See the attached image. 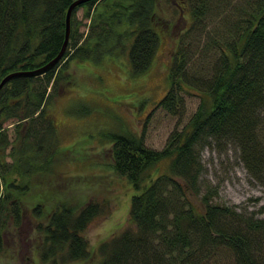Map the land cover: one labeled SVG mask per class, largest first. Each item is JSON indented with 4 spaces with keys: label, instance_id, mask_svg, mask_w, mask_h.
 Instances as JSON below:
<instances>
[{
    "label": "trees",
    "instance_id": "trees-1",
    "mask_svg": "<svg viewBox=\"0 0 264 264\" xmlns=\"http://www.w3.org/2000/svg\"><path fill=\"white\" fill-rule=\"evenodd\" d=\"M72 1L0 0V80L13 71L39 68L57 54ZM240 1L224 37L212 40L217 56L208 79L196 81L202 95L195 111L180 129L171 131L164 146L148 148L141 136L127 129L106 136L113 172L139 192L130 198L127 226L99 244L103 256L96 264H209L214 257L217 264L219 250L230 253L231 264H264V218L214 203L216 187L203 184L202 191L200 186V151L228 144L237 149L250 176L264 182V0ZM158 2L88 0L77 5L71 17L84 8L86 35L75 36L77 28L72 27L64 54L52 68L12 78L0 89V254L7 232L21 225L28 208L25 198L31 203L29 216L36 219L40 250H31L34 262L88 259L82 232L102 209L94 201L72 203L49 188L61 175L56 160L66 153L49 106L63 90L70 60L97 63L105 55L117 58L120 49L127 55L129 75L144 73L158 44ZM227 2L186 0V5L198 21L210 8ZM185 61L179 49L170 68L169 90L158 103L172 114L180 101ZM7 122L14 124L12 139ZM162 161L165 170L152 176ZM36 182L42 190L33 196ZM29 194L32 197L26 198Z\"/></svg>",
    "mask_w": 264,
    "mask_h": 264
},
{
    "label": "rangeland",
    "instance_id": "rangeland-1",
    "mask_svg": "<svg viewBox=\"0 0 264 264\" xmlns=\"http://www.w3.org/2000/svg\"><path fill=\"white\" fill-rule=\"evenodd\" d=\"M241 3L229 0L218 9L210 8L206 16L194 21L186 0H159L158 17L154 18L158 44L148 69L140 75H129L127 55L120 49H117V58L105 55L97 63H91V59L70 60L61 81L63 90L60 89L49 106L59 142L66 149L56 160L59 165L56 171L64 177L57 176L49 188L55 187L72 203L97 202L102 211L82 232L90 251L88 259L64 264L99 262L103 256L98 252L99 244L127 226L130 198L139 192L113 172L110 141L106 136L112 131L127 129L141 136L146 147L160 150L171 131L180 129L195 111L202 95L195 86L196 81L208 79L217 56L212 40L224 37V30L233 21L231 11L237 13ZM84 13V8L79 7L74 18L70 17V34L75 26V36L86 35L89 21ZM77 22H80L78 27ZM179 49L186 61L184 79L178 90L177 113L172 114L158 103L169 90L170 68ZM5 126L12 139L14 124L7 122ZM200 156L204 169L200 186L202 191L203 184L216 187L214 203L234 206L238 212L264 218V182L250 176L233 145L222 149L206 146ZM165 168L166 162H158L157 170L151 175ZM36 185L31 191L33 196L42 190V185ZM30 197L31 194L26 198ZM23 201L28 206L27 213L24 211L19 227L7 232L0 264H41L34 262L31 251L38 244L33 227L36 219L29 216L31 203L25 198ZM35 249L40 250L38 246ZM218 254L217 264H231L230 253L219 250ZM214 258L208 259L209 264H215Z\"/></svg>",
    "mask_w": 264,
    "mask_h": 264
},
{
    "label": "water",
    "instance_id": "water-1",
    "mask_svg": "<svg viewBox=\"0 0 264 264\" xmlns=\"http://www.w3.org/2000/svg\"><path fill=\"white\" fill-rule=\"evenodd\" d=\"M88 0H73L67 7L66 13H65V32H64V39L62 41L61 47L57 54L50 59L47 63H45L43 66L32 69V70H23V71H13L10 73H7L5 76H3L0 80V89L5 85L10 79L21 77V76H35V75H41L45 71L52 68L63 56L64 51L66 49L68 38H69V31H70V17L72 10L79 4L84 3Z\"/></svg>",
    "mask_w": 264,
    "mask_h": 264
}]
</instances>
